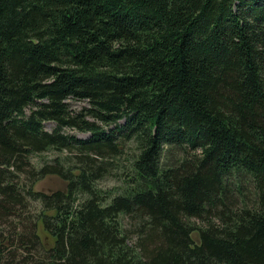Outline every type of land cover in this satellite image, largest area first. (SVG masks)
Returning <instances> with one entry per match:
<instances>
[{
    "label": "trees",
    "instance_id": "obj_1",
    "mask_svg": "<svg viewBox=\"0 0 264 264\" xmlns=\"http://www.w3.org/2000/svg\"><path fill=\"white\" fill-rule=\"evenodd\" d=\"M0 264H264V0H0Z\"/></svg>",
    "mask_w": 264,
    "mask_h": 264
},
{
    "label": "rangeland",
    "instance_id": "obj_2",
    "mask_svg": "<svg viewBox=\"0 0 264 264\" xmlns=\"http://www.w3.org/2000/svg\"><path fill=\"white\" fill-rule=\"evenodd\" d=\"M71 105H72L74 110H80L83 107H87L86 102H78V101L77 102H71ZM44 127H45V130H47L48 132H50L56 128L55 124L50 123V122H46L44 124ZM66 132L71 134V135H75L79 138H87L88 137L87 134L77 133L76 131H73V130H66ZM67 157L72 158L71 155H69L65 152H59L56 150H49V151L43 152L41 154L34 155L32 157V163H33L34 167L36 168V170H40L47 163L55 164L56 161L62 163L64 161V159ZM73 164H74V160H71L70 162L66 161L64 163V165H67V166H69V165L72 166ZM116 181L117 180L114 177L106 176L104 179L98 181L96 183V186L99 189L110 190V189H114L118 185V183ZM34 189L37 192H41V193H45V194H51V193H53V191H56V190H65L66 189V183L64 181H62V179L56 173H50V174H46L44 176H41L40 178H37V180L34 184ZM40 206L41 205L39 203H33L31 209L34 208L35 210L30 211L31 214L28 213V217H30L32 219L33 218L32 213H35V211L37 209L40 210ZM193 235H195L197 238L196 233H193ZM39 236L41 238V241H42L44 248L49 249L53 243V239L51 240L50 239L51 237L46 232L40 231ZM5 238H6V236H5ZM8 242L6 243L7 245H8Z\"/></svg>",
    "mask_w": 264,
    "mask_h": 264
}]
</instances>
